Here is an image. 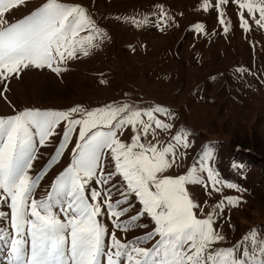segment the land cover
<instances>
[{
  "label": "snow or ice",
  "instance_id": "obj_1",
  "mask_svg": "<svg viewBox=\"0 0 264 264\" xmlns=\"http://www.w3.org/2000/svg\"><path fill=\"white\" fill-rule=\"evenodd\" d=\"M232 2L240 28L251 30V19L264 29V0ZM228 3L204 0L202 5L219 12L225 33L230 30L223 11ZM24 4L0 0V84L5 89L28 71L61 75L68 62L89 56L109 38L80 4L42 0L26 15L10 19ZM156 7L154 20L133 18L136 26L162 31L169 17L163 5ZM194 31L203 26L195 24ZM174 120L164 106L134 101L92 110L24 108L0 116V205L10 209V214L0 211L10 220V230L0 233L7 245L0 264H264V233L249 229L231 243L214 227L225 207L238 205L237 197H223L205 212L186 189L198 184L209 196L221 191L211 149L187 174H165L193 147L190 130L173 131ZM157 130L170 133L163 146L148 140ZM50 144L55 147L46 164L30 175L40 150ZM50 170L48 187L34 198ZM226 187L239 191L234 183ZM134 223L147 229L145 234L131 241L118 238L117 231L127 232Z\"/></svg>",
  "mask_w": 264,
  "mask_h": 264
},
{
  "label": "rangeland",
  "instance_id": "obj_2",
  "mask_svg": "<svg viewBox=\"0 0 264 264\" xmlns=\"http://www.w3.org/2000/svg\"><path fill=\"white\" fill-rule=\"evenodd\" d=\"M41 2L25 0L10 19L26 15ZM65 2L85 7L109 38L89 56L68 62L61 75L33 70L8 81L7 89L0 84V116L24 108L67 110L79 106L92 110L124 101L164 106L175 116L173 131L189 129L193 142L178 160L179 166L165 174H187L199 167L203 151L211 149L212 166L224 186L211 196L198 184L186 185L187 191L197 197L205 212L223 197L239 199L238 205L225 207L223 218L214 225L231 243L249 229L264 233V29L251 19V30L240 28L232 0L223 8L230 27L227 33L217 10H203L204 0ZM216 2L210 0V5ZM157 5H163L168 14V25L162 31L150 25L137 27L133 18L154 20ZM197 23L203 31H194ZM158 118L169 122L163 115ZM169 138L170 133L157 130L156 137L150 135L148 140L163 146ZM54 147L50 144L40 150L42 156L33 162L30 175L46 164ZM231 162L243 168L233 167ZM52 171L41 180L34 198L39 199L48 187ZM227 183L238 185L239 191L226 187ZM0 211L10 214L4 205ZM9 223L0 217V233L10 230ZM146 231L134 223L127 232L117 231V236L131 241ZM6 252L7 245L0 240V259Z\"/></svg>",
  "mask_w": 264,
  "mask_h": 264
}]
</instances>
